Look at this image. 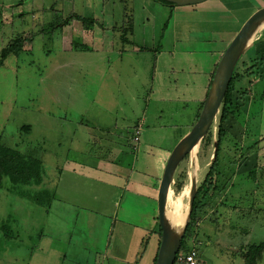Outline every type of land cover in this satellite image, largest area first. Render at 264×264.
<instances>
[{
	"label": "rangeland",
	"instance_id": "1",
	"mask_svg": "<svg viewBox=\"0 0 264 264\" xmlns=\"http://www.w3.org/2000/svg\"><path fill=\"white\" fill-rule=\"evenodd\" d=\"M262 8L264 0H209L185 7L162 0H0V56L16 39L31 40L0 69L3 145L45 163L44 183L30 193L53 190L60 173L72 166L83 176L71 175L68 200L105 214L114 212L118 198L122 209L126 204L136 209V223L127 228L120 225L124 212L119 211L108 247L91 254L80 237L92 233L90 242L100 246L109 228L105 216L83 213L65 220L57 210L12 193L7 180L0 189V228L6 224L10 231L7 237L0 229V264H40L42 240L61 264H152L162 241L153 184L162 181L172 152L198 122L223 55ZM76 16L98 24L86 30ZM238 65L245 80L234 100L241 110L225 123L229 140L221 156L232 184L228 198L220 200L235 212L216 215L207 208L183 251L195 248L200 264H246L242 249L264 243V26ZM222 109L197 154L175 175L167 210L179 233L192 180L198 176L199 188L215 160ZM140 128L144 143L135 141ZM257 142V153L242 158ZM108 173L122 179L119 190ZM139 175L142 183L135 179ZM137 191L140 199L133 200ZM150 192L152 199H144ZM95 196L108 203L93 201ZM70 254L76 261L66 258Z\"/></svg>",
	"mask_w": 264,
	"mask_h": 264
},
{
	"label": "trees",
	"instance_id": "2",
	"mask_svg": "<svg viewBox=\"0 0 264 264\" xmlns=\"http://www.w3.org/2000/svg\"><path fill=\"white\" fill-rule=\"evenodd\" d=\"M162 2L169 4L171 6H177L163 0ZM73 18H76V20L81 21L84 26V29L86 30H90L98 24L97 20L93 18L88 19L81 16H76ZM130 22H132V20ZM28 41L31 40L29 38L20 37L16 39L13 43L7 45L2 50L0 56V69L4 66L5 61L8 58H10L11 56H19L24 51L25 45L27 44ZM254 62L256 63L255 65H257V63L259 62L258 58L254 59ZM215 73L212 76V81L214 79ZM244 80L245 77L240 72V66L238 65V68L236 69L234 77L230 84L228 93L226 95L224 104L222 106L223 109L221 113L222 114L221 123L219 127V135H218V140H219L218 154L213 164L211 165V168L205 180L203 181L202 185H200V187L198 188L197 197L194 203L191 218L185 229L181 251L178 255L175 264H180L179 259L181 254H188L192 250H196L195 248H191V249L187 248L188 250L186 252H183L186 249L188 239H190L192 236L194 228L196 226H199L200 220H203L204 214L205 215L207 214L206 213L207 208L212 207L214 210H216L217 211L216 215L221 214V210L223 209L227 210L226 214H230V212H234V210L231 207L227 206L230 205L229 203L227 204L225 200L220 201L221 199H224L227 196L225 192L229 188V185L232 184L230 180L228 185V182L225 179V174L223 172V167L221 164L222 161L221 156L223 153L222 152L223 144L227 140H229L228 131L225 127V123H227L231 117L235 118L236 114L241 110V107L237 105V103L235 102L234 96H235V92H237L238 85L244 82ZM204 140H206V138ZM258 147H259V142L255 143L253 147L249 149V151L246 153V157L244 156L242 158H249L253 154L257 153L255 152V149ZM231 166L232 164L229 166V172L231 171L230 168ZM234 166H236V164ZM256 173H257L256 171H252L250 174L254 176ZM45 174L46 171L43 160L35 158L33 156L25 155L17 150L6 147L5 145H3L2 138L0 136V189H4L6 187L5 183L8 180L12 184V187L9 189L11 190L12 193L28 198L30 201L42 207L50 208L54 199L51 190L44 189L34 193L31 191L32 193H30L31 189L34 190L35 187H39L43 185ZM183 187H184L183 183L179 182L177 186V191L180 193L183 190ZM25 189H28V192H26ZM227 198L228 197H226L225 199ZM227 207H229V209ZM219 223L220 222L218 221L217 224ZM9 228H10L9 225L6 224L2 225V227L0 228L3 233L5 232V235L7 237H9L8 236L9 234L8 231H10ZM160 235L162 238V230L160 232ZM183 246H185L184 249ZM158 254L154 259V264H157ZM242 254L246 264H262L264 263V243L254 244L249 247H244L242 249Z\"/></svg>",
	"mask_w": 264,
	"mask_h": 264
},
{
	"label": "water",
	"instance_id": "3",
	"mask_svg": "<svg viewBox=\"0 0 264 264\" xmlns=\"http://www.w3.org/2000/svg\"><path fill=\"white\" fill-rule=\"evenodd\" d=\"M168 3L185 7L205 3L209 0H163ZM264 23V8L254 13L251 18L244 24L237 34L231 45L223 55L212 85L210 87L207 99L205 101L202 113L192 131L177 145L172 152L166 165L162 181L159 188L158 208L159 222L162 228V241L158 254L157 264H175L181 251L182 241L185 229L190 221L194 203L197 197L198 187H194L191 203L190 214L184 231L177 235L174 233L167 217V208L169 195L174 183L175 175L181 163L202 143L210 133L216 122L221 108L224 104L230 84L235 74V70L242 56L249 48L255 34L260 30L261 24ZM215 158L218 154L219 144H216Z\"/></svg>",
	"mask_w": 264,
	"mask_h": 264
},
{
	"label": "crops",
	"instance_id": "4",
	"mask_svg": "<svg viewBox=\"0 0 264 264\" xmlns=\"http://www.w3.org/2000/svg\"><path fill=\"white\" fill-rule=\"evenodd\" d=\"M92 13L94 15V12L93 11H92ZM142 143H144V138H143V142ZM64 170H66V168ZM73 174L74 175H79L80 177L83 176L82 173L78 172V169H76V168H74L72 166H68L66 173H64L63 171H62V173H60V178H59L58 184L56 185V187L53 190H51V192L53 193V198L54 199H53V202H52V204H51V206H50L49 209L50 210H57L59 212L60 216H62V218L65 219V220L66 219L71 220V218H73V221H74V217H76L75 219H79V218H81V216L83 215V213L84 214H87V215H91V214L96 213V214L105 216V218L109 222V228H108V226L106 227V230L107 231H105L102 240H100V244H101L100 246L97 245V243H91L90 242V235L93 236L92 233H89L90 235H88V236L80 237V238H84L85 241L88 242V243H86V244L84 243V244L86 245L87 249H90V251L89 250L88 251L91 254H93L97 250L99 251V248L100 249H104V248L106 249V247H108V244H107L108 242H106V241H108L109 236L107 237V235L110 234V233H112V231H113L112 228H114V227L117 228V222H119V216H120L119 213L120 212L121 213L124 212L123 213L124 214L123 215L124 217L122 218V222L120 221V225L121 226H124L123 228H125V227L127 228V226H129L130 223H133L132 221H134L136 223V209L131 204H126V208L125 209H122V205H121L122 204V201H120L119 198H118V200L115 203L114 212H112L110 214H105L104 212H99V211H97L95 209L88 210V208H82V206H79L80 203H78L77 201H74L72 199L71 200H68V198H67V197H69V192L71 191V182L73 183V180L71 179V175H73ZM108 175H111L110 177L113 178V179H108V181L111 183V180H116V182L113 185H118L119 187H117V190H119L120 189V185L118 184V182H123L122 179H119V177L116 176L113 173H108ZM140 176L141 175L136 176L135 179L138 182L140 181L142 183V181H143V178H142L143 175L141 176V179H139ZM162 176H163V171H162ZM77 180L78 179H76V181ZM60 182H61L62 185H60ZM104 183L106 184V182H104ZM159 183H161V179L159 180V182H158L157 185H154L153 184V190H154V187L155 186H157V188H158L156 190V194L159 192V187H160V184ZM72 187H73V185H72ZM122 190H123L122 194H123V198H124V196H125V189L122 188ZM126 190H129V188H127ZM137 192H138V195H135V193H134V195H133V198L134 199L133 200L140 199V195L141 194H139L140 193L139 191H137ZM151 193L152 192H150L148 194H142V196L144 197V199H145L146 196H149L150 197L149 199H152V197L150 196ZM130 194H132L131 191H130ZM103 197H104V195H103ZM93 201H95V202L101 201L103 203H108V201H107L106 198L102 199L100 196L93 197ZM222 212H223V214H225L227 212V210L226 209H223V210H221V214H222ZM234 212H230V215L233 214ZM92 221H94V219H92V218H90V217L87 216L86 222L88 224H91L92 227H94L92 225L93 224ZM97 224H100V223L98 222ZM56 225L58 226L57 223H56ZM91 230H93L94 233L96 232V230H94V229H91ZM96 234H98V232H96ZM43 242H45V241L42 240L41 248L38 249V251L40 253V255L38 257V259H39L38 262L40 264H61L60 258L57 257V253H56L55 249L52 248V247L50 248V247L45 246V244H43ZM67 243H68V240L64 241L63 242V245L65 246ZM57 244H59V243H57ZM69 245L72 246L73 245V242L69 241ZM104 246H106V247H104ZM68 249L69 248L66 249V253L68 252ZM73 257H74V254H70V258L68 256H66V258L67 259H71L72 262L73 261H76ZM4 260L10 261L11 258L10 257H5ZM126 260H128V258ZM122 261L124 262V260H122ZM127 262H128V264H130L131 263V260H128ZM16 263H17V261H15V264ZM88 263H91V261L89 260ZM118 263H119L118 261H115V264H118ZM152 264H154V260H153Z\"/></svg>",
	"mask_w": 264,
	"mask_h": 264
},
{
	"label": "bare ground",
	"instance_id": "5",
	"mask_svg": "<svg viewBox=\"0 0 264 264\" xmlns=\"http://www.w3.org/2000/svg\"><path fill=\"white\" fill-rule=\"evenodd\" d=\"M263 26H264V23L261 24V26H260L261 28H260V29H262ZM254 37H255V36H254ZM253 39H254V38H253ZM197 151H198V147L194 150V152H193L192 155H196V154H197ZM196 160H197V159H196ZM196 163H197V161H196ZM196 184H198V176H196L195 178H193L192 183H191V189H189L190 194H191V198H192L193 190H194V187H195ZM169 201H170L171 204H172V192H170V195H169ZM190 203H191V201H190ZM189 214H190V204H189L188 216L186 217V219H185V221H184V229H185V227H186V224H187V221H188V218H189ZM167 217H168V221H169V223H170V225H171V227H172L174 233L177 234V235H180V234L184 231V229H183V231L180 232V233L177 231L176 224H175V222H174V221L172 220V218H171V209L169 210V212H168V210H167Z\"/></svg>",
	"mask_w": 264,
	"mask_h": 264
},
{
	"label": "built area",
	"instance_id": "6",
	"mask_svg": "<svg viewBox=\"0 0 264 264\" xmlns=\"http://www.w3.org/2000/svg\"><path fill=\"white\" fill-rule=\"evenodd\" d=\"M143 130L142 128L138 129L135 133L136 137H135V141L138 142H142L143 139V134H142ZM180 264H200L199 262V253L197 250H192L191 252H189L188 254H182L180 256Z\"/></svg>",
	"mask_w": 264,
	"mask_h": 264
}]
</instances>
